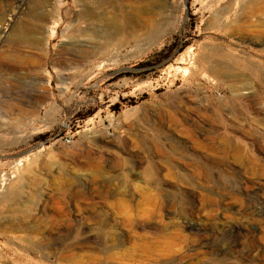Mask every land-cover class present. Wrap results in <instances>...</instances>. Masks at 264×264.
<instances>
[{
    "label": "rangeland",
    "instance_id": "374dc122",
    "mask_svg": "<svg viewBox=\"0 0 264 264\" xmlns=\"http://www.w3.org/2000/svg\"><path fill=\"white\" fill-rule=\"evenodd\" d=\"M91 1L0 0V264H264V188L210 153L264 149V0H117L122 35Z\"/></svg>",
    "mask_w": 264,
    "mask_h": 264
},
{
    "label": "bare ground",
    "instance_id": "6f19581e",
    "mask_svg": "<svg viewBox=\"0 0 264 264\" xmlns=\"http://www.w3.org/2000/svg\"><path fill=\"white\" fill-rule=\"evenodd\" d=\"M131 1H133L134 3L142 4L146 0H131ZM243 1L244 0H236L237 4L242 6L241 10H243V6H244ZM254 1L255 0H250V1L248 0V2L245 3V5L250 7L253 5ZM91 5L93 7L92 11H89L88 13H84L83 17L88 18L90 21L105 23V25L107 26L105 28H106L107 32L111 35H122V34L126 33L127 30H131V31L148 30V28L145 27L142 20H139L140 18L137 17L138 15L146 14V11H144L143 9H139L136 14H131L124 7H122L123 4L117 0H92ZM100 15H102L103 18ZM261 16H263V15H261ZM150 34L154 35V28L151 29ZM16 42H17V40H16ZM18 42L24 44L27 42V40L25 38H21V40H18ZM222 75H223L222 72H220L219 74L216 73L217 77H222ZM263 98H264V92H263ZM261 122L262 123L260 125L264 127V118L261 119ZM210 134H211L212 138H216V140H217V138H219V139L224 138V137H219L218 135H214L213 133H210ZM193 137L195 138L196 136H192V138ZM194 138H193V140H194ZM196 142H197V139H196ZM209 146H208V148H209ZM210 151H209L210 153H213V155H216L220 159H224V161L225 160H227V161L231 160V166L230 167L227 166L228 167L227 170H229L230 174L235 175V177H238V176L244 174V175L248 176L247 180L249 182H254V184H255L254 186H257L258 189L264 188V159L260 157V156L264 157V149H260V148L251 149V148H247V147H243V146H239V145H226V146H220L219 148H215V147L211 148ZM208 173H209V171H208ZM3 181H5V180L2 179L0 181L1 182L0 184H2ZM241 182H242V184H245V182L243 180H241ZM237 215L242 216L243 218H246L245 216H249L248 214H246V212L238 210L235 213H232L231 220L232 221H241V219H239L237 217ZM247 219H248V221H256L252 217H249ZM257 221H258L257 223L259 226L258 227L259 232L256 234L257 237L255 238V240H252V245H251L252 248L255 247L256 243H261V245L264 244V219H259ZM244 224H246V223H244ZM219 225L220 224H218V226ZM229 229L233 230V231H231V233L232 232L237 233L238 231L242 230V229H238L237 226H233L232 228H229ZM225 230L226 229L222 228L220 232H224ZM217 234H219V233H217ZM235 248H236L235 246L222 247L220 250H217L214 248L213 252H214L215 256H217V257L218 256L219 257H225L227 255H231L234 252H236ZM242 256L243 257H245V256L251 257V253L243 252ZM222 261L220 260V262H222ZM240 264H247V262H245L244 260L241 259Z\"/></svg>",
    "mask_w": 264,
    "mask_h": 264
},
{
    "label": "crops",
    "instance_id": "0c3cea01",
    "mask_svg": "<svg viewBox=\"0 0 264 264\" xmlns=\"http://www.w3.org/2000/svg\"><path fill=\"white\" fill-rule=\"evenodd\" d=\"M21 38H25L27 40V42L24 44H27V45L32 46L34 48L39 46V42L37 40L32 39V38L24 37V36H17L16 37V39H18V40H21ZM19 44L24 45L23 43H19Z\"/></svg>",
    "mask_w": 264,
    "mask_h": 264
},
{
    "label": "built area",
    "instance_id": "2783aa9c",
    "mask_svg": "<svg viewBox=\"0 0 264 264\" xmlns=\"http://www.w3.org/2000/svg\"><path fill=\"white\" fill-rule=\"evenodd\" d=\"M67 142H69V141H67Z\"/></svg>",
    "mask_w": 264,
    "mask_h": 264
}]
</instances>
